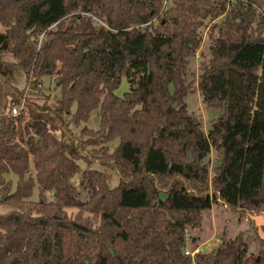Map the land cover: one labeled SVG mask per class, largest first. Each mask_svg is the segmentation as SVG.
<instances>
[{"label":"trees","instance_id":"1","mask_svg":"<svg viewBox=\"0 0 264 264\" xmlns=\"http://www.w3.org/2000/svg\"><path fill=\"white\" fill-rule=\"evenodd\" d=\"M22 11L31 33L13 45L0 33V55L16 61L0 58V264H264V224L196 250L217 204L264 214V0H38ZM15 65L30 87L54 78L60 113L25 96L18 116L4 114L25 94ZM195 90L219 110L206 130L188 110ZM95 110L98 128L77 138L70 124Z\"/></svg>","mask_w":264,"mask_h":264},{"label":"rangeland","instance_id":"2","mask_svg":"<svg viewBox=\"0 0 264 264\" xmlns=\"http://www.w3.org/2000/svg\"><path fill=\"white\" fill-rule=\"evenodd\" d=\"M37 1L38 0H0V33L4 31H8L10 35V39H9L10 45H13L16 42V40L20 38L22 35L25 34L29 35L31 33V30H27V18L22 11V5L24 4L31 5ZM222 20L223 17H220L214 22L217 23V25L219 26ZM208 27L201 30L202 40L199 51L205 52L206 44L208 41ZM41 37L42 34L39 35L35 34V36H33V39L38 38V40H40ZM0 58L8 63L10 62L16 63L14 58L9 53L1 54ZM199 60H200L199 52H197L195 63L193 66L196 71L195 73L196 75L198 72L197 65ZM11 82L14 86H16L19 89L25 88L26 85L25 74L24 71L18 65H15L12 71ZM39 87L40 88L30 87L29 91H27V97L37 103H42L43 101H47V104L52 109L60 113V107L59 104L57 103V98L60 96V89L55 85L54 78L43 77L42 83L39 85ZM186 101L188 103V110L201 119L202 126L206 130L208 121L211 118L215 117L218 114L219 110L217 108L208 110L204 106L198 90H195V92L189 94ZM84 126H87L92 129L98 128L99 119L97 117V110L91 112L88 120L85 123H81L78 126H73L72 124H70V129L77 138H82L80 131ZM56 135L58 134L56 133ZM117 143H118L117 139L111 141L108 144L109 149L112 150L117 145ZM211 159H212V154L210 156V160ZM79 163L81 168H84L86 166L84 162L80 161ZM90 167L100 170L101 172L104 173L106 183L109 187L112 188L117 185L118 177L116 176L113 170H111L108 167L101 166L98 163V161H93L90 164ZM7 177L10 178L14 183L15 177L12 174L7 175ZM76 181H77V177L74 178V182ZM35 191H34V195H36ZM33 198H36V196L35 197L33 196ZM7 210L8 207L6 205L0 206V212H5ZM67 212L73 214L75 210L69 209L67 210ZM203 216H204L203 233L205 239L203 240V242L200 241L199 242L200 244L197 245L196 250L199 251H210L211 249L216 247L219 239L218 234L220 233L221 230H224L228 236L232 237L235 234H237L239 231L245 230L249 227L251 231H248L247 232L248 234L250 235L257 234L258 236L262 235L259 227L261 224H264V214L254 215L248 213L240 218L237 212L226 210L224 206L217 204V206H214L212 210L205 211ZM252 246L253 244H251V247ZM187 248L191 250L189 246ZM193 252L190 253L193 254ZM251 257H252L251 255L247 256L246 258L247 262L251 259Z\"/></svg>","mask_w":264,"mask_h":264},{"label":"built area","instance_id":"3","mask_svg":"<svg viewBox=\"0 0 264 264\" xmlns=\"http://www.w3.org/2000/svg\"><path fill=\"white\" fill-rule=\"evenodd\" d=\"M38 39V38H36ZM30 86L26 85L25 87V94L24 97L22 98V100L20 101L19 104H13L10 105L9 107H7V109L4 111V114L8 115V116H12V117H16L20 114V112L22 110L25 109V96H27V91H29ZM1 114V112H0Z\"/></svg>","mask_w":264,"mask_h":264},{"label":"water","instance_id":"4","mask_svg":"<svg viewBox=\"0 0 264 264\" xmlns=\"http://www.w3.org/2000/svg\"><path fill=\"white\" fill-rule=\"evenodd\" d=\"M1 66V64H0ZM127 91V83L124 79L121 80L119 86L113 91V94L118 98H121L123 94ZM192 159L190 158V161ZM6 195H2L1 199L5 198Z\"/></svg>","mask_w":264,"mask_h":264}]
</instances>
